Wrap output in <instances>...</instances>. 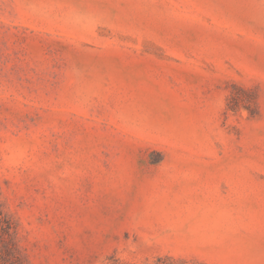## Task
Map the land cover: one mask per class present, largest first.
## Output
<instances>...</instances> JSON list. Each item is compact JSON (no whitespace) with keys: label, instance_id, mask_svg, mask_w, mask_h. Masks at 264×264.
<instances>
[{"label":"rangeland","instance_id":"1","mask_svg":"<svg viewBox=\"0 0 264 264\" xmlns=\"http://www.w3.org/2000/svg\"><path fill=\"white\" fill-rule=\"evenodd\" d=\"M0 204L31 264H264V0H0Z\"/></svg>","mask_w":264,"mask_h":264},{"label":"trees","instance_id":"2","mask_svg":"<svg viewBox=\"0 0 264 264\" xmlns=\"http://www.w3.org/2000/svg\"><path fill=\"white\" fill-rule=\"evenodd\" d=\"M237 91L232 92L228 98L227 108L232 111L240 107L248 110L254 115L257 109L256 98L248 89L237 86ZM0 264H31L23 252L17 238V224L13 218L6 213L0 204ZM109 264H125L113 259ZM128 264V263H127Z\"/></svg>","mask_w":264,"mask_h":264}]
</instances>
